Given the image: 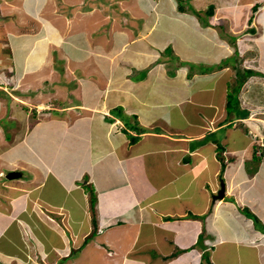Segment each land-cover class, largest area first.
<instances>
[{"label":"crops","instance_id":"1","mask_svg":"<svg viewBox=\"0 0 264 264\" xmlns=\"http://www.w3.org/2000/svg\"><path fill=\"white\" fill-rule=\"evenodd\" d=\"M5 1L20 3L14 7L23 13L19 26L29 33L18 42H31L29 52L39 45L46 51L37 68L51 75L58 68L73 82L63 85L71 89L65 106L50 103L41 112L38 94L27 104L7 91L32 79L30 71L12 79L14 62L9 74L0 68V239L7 240L0 262L264 264V0H193V7L186 0H151L140 1L139 9L122 0L132 8L110 25L123 24L124 42L113 58L106 53L107 66L77 56L92 45L84 21L96 17L79 10L81 1L62 19L51 15L49 3L58 0ZM7 37L0 44L11 50L14 39ZM233 56L236 63H227ZM90 63L108 74L96 91L87 90L90 79L78 80ZM238 67L253 73L229 102ZM4 94L12 100L5 115ZM27 106L37 122L63 109L87 119L88 134L75 121L68 125L82 141L71 163L65 141L39 151L27 139L26 126L20 128ZM5 116L14 119L10 133ZM84 184L94 188L96 211Z\"/></svg>","mask_w":264,"mask_h":264},{"label":"rangeland","instance_id":"2","mask_svg":"<svg viewBox=\"0 0 264 264\" xmlns=\"http://www.w3.org/2000/svg\"><path fill=\"white\" fill-rule=\"evenodd\" d=\"M18 1H22V0H18ZM26 1V0H25ZM66 0H58V1H54V3H49L51 6L50 10H51V15L55 12V14L59 15V19H62L61 15L64 14H68L69 16H72L71 12L75 11V7L77 6V4L79 3V1H81V3H79V5H81V8H79V10H84V9H90V16H96L95 20L94 18H89L86 19L84 21V23H88V25L90 26V43L92 44L89 48L85 49V51L79 53L77 56L83 59H86L87 62H94L93 65H97L98 62L96 61H102L104 62V66L108 65V55H111L112 58L114 57L113 54H115V50L121 46V44L124 42V35H122V29L123 28V24H121L119 26V24L117 26H110L111 23L113 21H116L118 18H120L118 20V22L120 23V20L124 19L123 14H125L127 16V14L129 12V9H131L132 7H134L135 5L138 6L137 9H139V7L144 8L143 4L141 2H150L151 0H129V2L131 3L132 7H130L128 4L130 3H124L122 2V0H69L65 3ZM141 1V2H140ZM186 2V4L189 7H193L195 6V3H193V0H186L184 1ZM188 2V3H187ZM20 3L16 2V4H12L11 2H7L4 0L3 5L0 6V20L4 21L6 23L5 28L0 29V36L4 34H8L7 39L11 38L12 36L16 35L15 37H12L13 43H11L10 48L9 49V45H1L0 44V68H2L5 72H8V70H11V62H14L13 66L15 67V70L13 72V77L12 79L19 74L22 73L23 69L29 70L30 73L26 76H33L32 79H29L20 83V81H18V83H11L13 84L14 88L17 87L15 90L11 89L10 87H12V85H8L7 87V91L11 94V95H20L19 98H21L22 100L29 102L28 98L33 99V95H39L38 97H36L35 101L36 104H38L37 108H39L42 111L44 110H48L47 108L49 106H51V104H56L57 106L62 104L63 106H65V104L67 103L66 100L67 97L69 98V96L71 95L70 91L71 89H65L63 87V85H65L66 87H68L70 84H72L73 81H69L67 80L68 78L64 77V75L62 74V71H58V68H52L51 71H54L53 75H51V72H47L46 67L42 66L41 68H37L39 61L44 57V54L46 53L44 48H39L37 47L36 49L32 50L31 52H29V48L31 47V42L30 45L27 43H22V41L18 42V38L19 35L22 34H28L29 32L25 31V28H22L19 26V23L22 20L23 17V13L21 12L19 14L17 8L14 9V7L16 5H19ZM135 4V5H133ZM74 5V7H73ZM13 6V7H12ZM56 7V8H55ZM55 8V11H54ZM100 8H104L103 11L100 12ZM64 13V14H63ZM105 15V19L103 20L100 16ZM102 13V14H101ZM75 14V13H74ZM84 15V14H82ZM77 17V16H76ZM80 17V15H79ZM108 17V18H107ZM1 22V21H0ZM109 22V24H108ZM28 24V23H27ZM60 24V21H56V26L58 27ZM125 27H129L128 25H125ZM64 31H67L66 29H63ZM16 34H14V32H16ZM3 32V33H2ZM28 37V36H27ZM30 38V37H29ZM82 39V35L79 31V34L76 35V39L77 41L79 39ZM11 40V41H12ZM101 44V46L103 47H98V45ZM94 49H98V50H94ZM63 52H61L60 50L58 51V54H62ZM108 55H107V54ZM247 54H249V50L246 51ZM124 56V53L123 55ZM58 56L56 55L55 58H57ZM231 60L226 61L227 63H236V56H233L230 58ZM233 64V65H234ZM9 65V66H8ZM90 63V68L86 67L87 73L85 74H80L82 75L78 80L81 81L80 83L83 85L84 81L86 79H90L89 84L87 85L88 87V91H96L97 88H99V86H101L105 79L107 78V73L104 72L103 74L100 73V69H97ZM73 66V65H71ZM93 66L94 69H91V67ZM49 69V68H48ZM97 69V70H96ZM238 68H236L237 71ZM77 73H81L78 71L77 67H76ZM94 70H96L95 72H93ZM93 72V73H92ZM95 73H97V75L101 76V77H96ZM9 74V72L7 73ZM33 74V75H31ZM71 74H75V72H72ZM139 75V73L134 76V78L132 79V81L134 82L135 78H137ZM78 78V76H76ZM249 77V74H243L240 75L239 78L241 80H237L238 82V86L242 85L246 79ZM60 78V79H59ZM111 78V77H109ZM113 78V77H112ZM61 79H65L64 82H66L65 84L62 82ZM19 80V79H18ZM8 81V80H7ZM241 82V83H239ZM7 84V83H6ZM111 84V82H107L106 85H108L106 87V91L109 90V85ZM240 84V85H239ZM136 85V83H135ZM236 86L235 83L231 84L230 88H229V92L234 93V87ZM1 88V87H0ZM38 89V90H36ZM36 90V92H35ZM110 91V90H109ZM109 93V92H108ZM3 94L2 90L0 89V96ZM68 94V96H67ZM4 94V98H5V102H6V111H4L3 115H5L9 110L12 108V103H11V98L10 96L7 94ZM114 98L116 97H121L124 98L122 96L124 95H120L119 93H115L112 95ZM134 99L132 98H128L129 101V106L133 107V105L135 104V102L133 101ZM69 101V100H68ZM19 103V102H18ZM22 103V102H20ZM49 103V104H48ZM51 103V104H50ZM28 104V103H27ZM40 104V105H39ZM28 108L25 109V116L23 123H21L20 128L21 127H25L26 126V136L27 139L29 140H35L36 142V147L39 146V151L44 149V145L45 146H50L52 143V140L55 141H59L62 140V142L65 141V155L68 158V160H65V162H72V159L77 156L78 154L75 153V149L77 148L79 143H82L81 140H77L74 138V136H72L73 133H75L76 131L74 130V128L72 126H68L70 123H72L73 121H75L74 123H79L81 125L80 131H85L86 134H88V125L86 126V118H81L79 115L75 116L72 112L73 110L70 111H66V110H55L53 111V115L49 118V120L45 121H41V122H37L36 120L33 121L32 117L33 116V109L30 108L29 106H27ZM36 108V112H38ZM129 108V107H128ZM0 109H3L1 103H0ZM10 111V110H9ZM35 112V113H36ZM44 114V112H43ZM38 114L35 116L37 117ZM45 117V115H42ZM122 118L125 120V123H131L129 121V119H127V115L122 114L121 115ZM29 118H31V122L28 121ZM62 118H69L68 120H66V122L64 124H61L60 119ZM74 118V120H73ZM6 124H9V131L7 133H10L12 129H15L16 127L14 126V122L12 120H10L9 117H4V119ZM132 124V123H131ZM230 130V129H229ZM229 130H226L225 135H230V136H235L237 135L238 137L244 139L245 135L244 133L241 134H237V133H233L230 132L228 133ZM224 133V131H223ZM220 132H217V135L219 137H221ZM224 135V136H225ZM11 139V138H10ZM33 140V141H34ZM61 151H63V148L61 149ZM48 152V151H47ZM71 158V162L70 159ZM81 159L86 162L85 159H83L81 157ZM87 176H89L87 174ZM95 185V184H94ZM84 187L86 188L87 191L92 190L91 186L84 184ZM91 192V191H90ZM92 193L90 194V198H91ZM89 208L91 209V211H96V209H93L92 206H89ZM95 208V207H94ZM79 217L83 220L84 225L83 228L84 229H88L86 225H88L87 222V216L86 218H84L83 214H81V212L79 211ZM1 228V225H0ZM88 231V230H87ZM6 237H1L0 239V247L1 246H5L6 245ZM12 246V244H11ZM7 247V246H6ZM10 247V246H9ZM8 249H12L9 248ZM17 250V249H14ZM0 264H2L0 262Z\"/></svg>","mask_w":264,"mask_h":264},{"label":"trees","instance_id":"3","mask_svg":"<svg viewBox=\"0 0 264 264\" xmlns=\"http://www.w3.org/2000/svg\"><path fill=\"white\" fill-rule=\"evenodd\" d=\"M213 11H212V9H210L209 10V13H212ZM222 64H225V60L220 64V65H222ZM253 73V71L252 70H250V69H237V71H236V79H238V80H241L240 78H239V76L240 75H243V74H249V75H251ZM239 83H241V82H239ZM240 85V84H239ZM239 88H240V86H235L234 87V93H235V91L237 92V91H239ZM234 93H229V102L234 98ZM132 139H136V137H132ZM92 187V190H91V193H92V195H91V206H92V208L94 209V204H95V196H94V194H93V186H91ZM251 216L253 217V219L255 220V222L258 224V225H260V219L257 217V216H255L254 214H251ZM263 231H264V226H263Z\"/></svg>","mask_w":264,"mask_h":264},{"label":"water","instance_id":"4","mask_svg":"<svg viewBox=\"0 0 264 264\" xmlns=\"http://www.w3.org/2000/svg\"><path fill=\"white\" fill-rule=\"evenodd\" d=\"M224 192H225V187L222 186L221 190L218 192L219 198H223L224 197Z\"/></svg>","mask_w":264,"mask_h":264},{"label":"built area","instance_id":"5","mask_svg":"<svg viewBox=\"0 0 264 264\" xmlns=\"http://www.w3.org/2000/svg\"><path fill=\"white\" fill-rule=\"evenodd\" d=\"M261 147H263V148H264V144H261Z\"/></svg>","mask_w":264,"mask_h":264}]
</instances>
